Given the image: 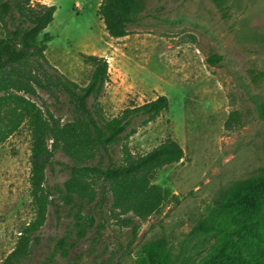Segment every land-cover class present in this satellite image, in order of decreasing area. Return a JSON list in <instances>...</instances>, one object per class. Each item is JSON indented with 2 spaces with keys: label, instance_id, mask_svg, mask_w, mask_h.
I'll use <instances>...</instances> for the list:
<instances>
[{
  "label": "rangeland",
  "instance_id": "obj_1",
  "mask_svg": "<svg viewBox=\"0 0 264 264\" xmlns=\"http://www.w3.org/2000/svg\"><path fill=\"white\" fill-rule=\"evenodd\" d=\"M34 1L57 7L47 57L61 74L86 86L92 68L84 56L108 60L101 103L109 118L168 97L170 109L155 122L134 125L133 152L146 154L172 138L186 158L155 179L176 199L141 221L113 211L109 196L84 206L67 201L61 190L74 163L58 153L47 170L55 203L23 264H143L144 246L162 238L175 264H200L218 244L209 220L222 193L264 173V0H145L139 22L118 39L100 16L104 0ZM34 100L63 122L73 118L65 96L40 91ZM31 154L28 124L0 147V264L36 219ZM117 154L119 160V148ZM80 216L95 220L85 238L78 234ZM61 239L78 243L69 258L56 251Z\"/></svg>",
  "mask_w": 264,
  "mask_h": 264
},
{
  "label": "trees",
  "instance_id": "obj_2",
  "mask_svg": "<svg viewBox=\"0 0 264 264\" xmlns=\"http://www.w3.org/2000/svg\"><path fill=\"white\" fill-rule=\"evenodd\" d=\"M144 10L145 0H104L99 13L109 35L118 39L130 34V27L139 22ZM56 12V6L34 0H0V147L28 124L32 137L30 185L36 214L3 264H23L35 234L47 222L55 203L54 192L47 185V170L58 153H65L74 163L61 190L67 201L84 206L109 196L113 211L133 214L141 221L160 214L176 199L155 179L160 170L186 158L183 147L172 138L146 154L133 152L130 145V138L137 133L134 125L155 122L170 109L168 97L109 118L101 103L110 81L106 58L84 56L92 68L86 86L52 66L47 50L53 37L47 29ZM220 59L214 56L211 61ZM40 91L67 97L74 105L73 118L63 122L50 109H42L34 100ZM261 116L264 118V105ZM217 203L209 230L218 235V244L200 264H264V173L226 189ZM94 223V218L80 216L76 224L79 236L85 238ZM77 244L61 239L56 251L69 258ZM144 253L143 264H175L166 238L145 245Z\"/></svg>",
  "mask_w": 264,
  "mask_h": 264
}]
</instances>
